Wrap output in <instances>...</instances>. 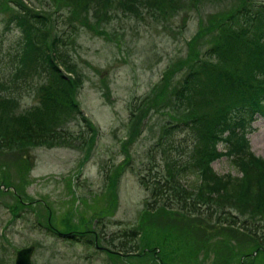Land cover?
<instances>
[{
  "label": "rangeland",
  "instance_id": "1",
  "mask_svg": "<svg viewBox=\"0 0 264 264\" xmlns=\"http://www.w3.org/2000/svg\"><path fill=\"white\" fill-rule=\"evenodd\" d=\"M39 1L31 0L37 7ZM241 1L192 4L182 0L179 9L161 16L124 14L112 2L114 15L103 18L88 0H43L35 10L47 22L49 40L65 23L73 25L65 52L74 67L70 76L80 84L72 99L93 133L85 134L83 122L70 109L58 113V126L69 131L64 140L0 152V264H12L14 252L30 244V264H240L233 253H246L253 240H247L248 234L238 224L223 225L215 215L190 216L176 209L158 207L147 212L149 193L138 176L149 161L146 147L156 141L163 123L186 120L185 113L171 99L167 101L183 86L179 79L186 67L176 60L187 53L199 25L204 26L215 13L234 12ZM11 11L16 12L13 5L0 2V47L5 38L16 37V29L7 31L3 24L5 13ZM229 21L222 27L229 28ZM217 36L213 31L196 36L197 49L214 43ZM31 80V92L25 88L17 96L11 107L14 113L40 106L41 98L50 95L36 89L43 81L40 76ZM154 94L159 98L145 101L147 109L139 121L128 124L132 96L140 97L136 100L150 96L151 101ZM192 98L198 96L189 93L179 102L185 104ZM198 108L210 111L199 102ZM137 127L140 133L130 139ZM180 133L175 131L174 136ZM239 134L247 137L253 155L264 158V116H257ZM217 146V150L224 148L222 143ZM224 153L211 162V168L219 175H233L236 169ZM159 155L157 151L154 160L164 166ZM209 196L215 197L207 191L204 197ZM129 229L137 237L126 253L117 248L126 237L118 235ZM56 233H76L80 241ZM242 264H264V256L245 257Z\"/></svg>",
  "mask_w": 264,
  "mask_h": 264
},
{
  "label": "trees",
  "instance_id": "2",
  "mask_svg": "<svg viewBox=\"0 0 264 264\" xmlns=\"http://www.w3.org/2000/svg\"><path fill=\"white\" fill-rule=\"evenodd\" d=\"M199 1L190 0V3ZM0 2L14 6L16 12L5 13L3 24L7 31L13 27L17 32L15 39L5 38L0 47V152L64 140L69 131L58 126V113L70 109L83 122L85 134L91 135L92 127L81 112L75 110L76 101L72 99V93L80 84L79 79L70 76L74 67L65 52L73 25L65 23L49 40L47 22L35 10L43 0L36 3L38 7L31 0ZM112 2L118 4L119 11L124 14L151 12V16L172 13L182 4V0H88V5L105 18L108 13L114 15L112 10L116 7L110 5ZM223 14L215 13L204 26L197 28L196 36L210 31L217 34L214 43L198 50L195 43L198 37L194 36L188 43L187 53L176 60L180 67H186L179 79L183 86L173 91L174 98L169 96L167 101L171 99L172 105L185 113L186 120L163 123L156 141L147 148L149 161L141 168L144 172L139 174L138 181L149 193L147 212L159 208L176 209L190 216L194 213L215 215V220L223 225L238 224L248 234L247 240L249 237L253 240L246 253H233L242 263L248 256H264V219L261 217L264 215V158L253 155L246 137L239 134L242 127L247 128L254 114H264V1L256 4L252 0H242L234 12ZM237 18H240L239 23L230 27ZM228 21L226 27L229 28H223L222 23ZM121 35L119 33V38ZM51 74L54 78L49 77ZM35 75L43 79L36 86L38 92L50 95L41 98L40 106L14 113L11 107L17 96L25 88L31 90V79ZM189 93L198 98L185 104L179 102ZM149 97L141 100L133 97L128 124L138 122L147 109L144 102H154L159 94H154L151 101ZM198 102L205 110L209 109V113L198 108ZM82 128L79 138L83 135ZM175 131H181L180 135L175 137ZM139 133L138 127L135 128L130 139ZM217 143H222L225 151L217 150ZM157 151L164 166L154 160ZM223 152L236 169L233 175H219L210 168V162ZM207 191L215 197H204ZM123 235L126 238L120 240L117 248L127 253L133 249H128L134 246L129 243L136 239L137 233L129 229L118 236L121 239Z\"/></svg>",
  "mask_w": 264,
  "mask_h": 264
},
{
  "label": "water",
  "instance_id": "3",
  "mask_svg": "<svg viewBox=\"0 0 264 264\" xmlns=\"http://www.w3.org/2000/svg\"><path fill=\"white\" fill-rule=\"evenodd\" d=\"M32 248L33 245H30L27 247H21V249L16 250L13 264H30L29 257L32 253Z\"/></svg>",
  "mask_w": 264,
  "mask_h": 264
}]
</instances>
